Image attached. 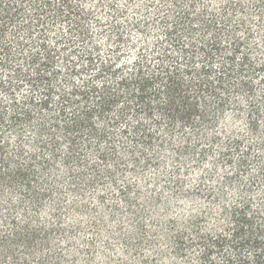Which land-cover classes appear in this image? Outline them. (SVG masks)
<instances>
[{"label": "trees", "instance_id": "16d2710c", "mask_svg": "<svg viewBox=\"0 0 264 264\" xmlns=\"http://www.w3.org/2000/svg\"><path fill=\"white\" fill-rule=\"evenodd\" d=\"M263 158L264 0H0V264L92 200L138 264H264Z\"/></svg>", "mask_w": 264, "mask_h": 264}, {"label": "rangeland", "instance_id": "374dc122", "mask_svg": "<svg viewBox=\"0 0 264 264\" xmlns=\"http://www.w3.org/2000/svg\"><path fill=\"white\" fill-rule=\"evenodd\" d=\"M235 127L234 124L231 125ZM210 164L205 162L207 168ZM264 166V158L262 159ZM255 166L251 167L254 171ZM167 175L171 174L170 167L167 169ZM192 175V174H191ZM205 172H198L194 176H183L185 182L182 191H187L196 183V178H203ZM152 174H147L143 179L137 180L139 191L143 196L159 195L163 201L170 203V216L187 215L192 210L201 206V202L180 204L178 207V199L171 195L172 192L165 184L167 181L162 177L155 178ZM128 181L135 184L133 178H127ZM112 191L110 190V193ZM111 197H107L110 201ZM115 201V200H114ZM95 200L90 201L93 211L85 217L74 215L62 217V227L66 231V235L57 236L54 239L55 247L61 252L62 264H138L139 261L133 254L126 251L125 243L122 241L125 233L128 231V225L124 220L112 219L108 214L100 217L99 205ZM123 213L122 203L118 200L114 202ZM178 208V210H177ZM121 214V213H120ZM147 223L146 225H148ZM144 252L138 257H142ZM151 257L149 251L145 254Z\"/></svg>", "mask_w": 264, "mask_h": 264}]
</instances>
